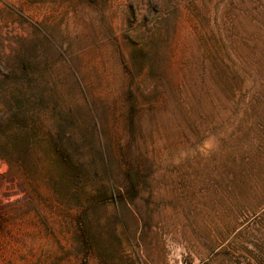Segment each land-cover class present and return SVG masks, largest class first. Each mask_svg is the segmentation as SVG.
I'll list each match as a JSON object with an SVG mask.
<instances>
[{
  "label": "rangeland",
  "instance_id": "374dc122",
  "mask_svg": "<svg viewBox=\"0 0 264 264\" xmlns=\"http://www.w3.org/2000/svg\"><path fill=\"white\" fill-rule=\"evenodd\" d=\"M219 79L244 87L177 104ZM110 141L141 156L123 202ZM0 264H264V0H0Z\"/></svg>",
  "mask_w": 264,
  "mask_h": 264
},
{
  "label": "trees",
  "instance_id": "16d2710c",
  "mask_svg": "<svg viewBox=\"0 0 264 264\" xmlns=\"http://www.w3.org/2000/svg\"><path fill=\"white\" fill-rule=\"evenodd\" d=\"M158 5L157 2L155 3H151V11L153 12H157L158 8L156 7ZM160 31L158 28H152L151 29V33H150V40H149V51H147L149 53V60L151 61L149 66H148V73L146 76L152 77L149 78L150 80H153L155 82L154 85V89L150 90V92L154 91L156 92L154 96H152V100H156L157 102L159 100L163 101V91L160 89L162 87V81L160 80V78L158 77V72H156V70H158V66H156V64H152V60L154 59V54L151 53V50L153 49L154 52H156L157 48H159L160 42L163 38L157 37L156 35H159ZM146 52L144 59H146V56H148V53ZM154 61V60H153ZM157 68V69H156ZM155 70V71H154ZM161 69V67H159V71ZM154 78H157V81L154 80ZM208 85V90L209 93L214 92H219V93H223L224 91H230V94L234 95L235 92H238L239 90L242 89L243 83L239 82V81H235L232 80V82L228 83L224 80H215V81H208V82H204V81H195L192 83L191 86H186V90L184 91L183 89V84L179 83L176 85V89H175V100L177 102V104H179L181 106V108L184 107V109H190L192 108V102L191 100L196 99V97L199 94H207L208 90L205 89V86ZM228 85V86H227ZM215 89V90H214ZM143 90H146L143 89ZM246 90V88H245ZM150 94V93H149ZM130 102H131V114H135L136 113V109L135 107L137 106L138 102L136 100V98L132 95L130 98ZM165 99V98H164ZM14 103H13V111L10 113L9 116H7L5 123L6 124H10L13 125L15 127H19V126H23L25 127L26 124L29 122L30 117V105H28V98H26V96H22V98H17V97H13ZM86 104L88 105V108L90 110V112H92V110L94 111V109L96 110L94 104H92L91 101H89L86 98ZM93 106V107H92ZM73 110L69 109V113H66L64 117H60L59 114V118L61 119V128L63 130V136L66 137L67 132L69 131V141L72 140V133H71V129L76 128L77 130L79 129L78 123L76 118L72 115ZM95 122H97V120H94ZM126 131H127V127H126ZM128 133L131 136V142H133V138H134V124H133V120L132 118H129V122H128ZM105 153L108 156V163L105 166L104 170H103V174H102V178L105 182L104 185V190L107 192L109 191V194L120 200V201H124L123 195H124V189L123 186H121L118 182L119 176H123L126 179L129 180H134L138 178V175L140 174V167L138 165V160L135 157H141L140 155L135 154V152H133V148H132V144L128 143L126 146L125 145H115L112 144L111 141L110 143H108V147H106V149L104 148ZM120 157L117 158V157ZM124 159V165L126 166L125 168L121 165V160ZM126 159L129 161H126ZM130 189L131 190H136L137 189V184L134 182H132L130 184ZM126 193V192H125Z\"/></svg>",
  "mask_w": 264,
  "mask_h": 264
}]
</instances>
